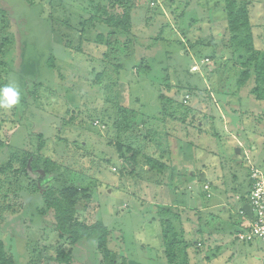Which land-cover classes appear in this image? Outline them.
Here are the masks:
<instances>
[{
  "label": "rangeland",
  "instance_id": "rangeland-1",
  "mask_svg": "<svg viewBox=\"0 0 264 264\" xmlns=\"http://www.w3.org/2000/svg\"><path fill=\"white\" fill-rule=\"evenodd\" d=\"M131 1L135 3L133 25L122 31L93 17L103 12L100 4L112 10L116 0H0V70L9 74L7 79L0 75L4 79L0 88L15 84L21 93L20 102L11 109L0 107V165H9L11 161L12 169L21 171L10 182L8 201L4 199L7 189L0 190V238L19 264H24L29 254L34 256L37 246L46 248L44 259L63 251L72 254L74 264H123V260L124 264H170L166 253L163 254L164 246H160L158 224L152 220L156 216H152L150 206L144 209L138 206V203L145 206L143 202L151 199V193L144 195L147 190L144 178L154 180L155 174L142 172L141 181H129L120 178L119 164L114 171V163L108 160L114 152L111 145L114 147L117 142L112 132L116 118L112 98L117 97L120 104L132 108L131 112L140 118L153 116L154 123L162 129L168 126L167 118L162 121L163 102L159 95L163 90L181 102L175 108L181 112L180 119L187 114L185 121L192 119L188 106L200 108L202 116L204 112L209 116L215 114V102L220 103L218 97L227 92H235L231 98L237 97L235 103L242 99L244 112L252 110L247 115L255 117L254 95L246 94L254 87L256 77L264 86V72L246 67L245 53L232 51L234 44H238L226 33V18L220 8L225 0L217 3L218 13L214 11V2L218 0ZM245 1L254 24L255 47L264 50V0ZM217 48L225 53L221 55ZM260 64L264 68V55L260 56ZM246 68H249L248 81L242 85L237 80L239 77L246 80ZM166 83H172L171 90ZM260 96L256 124H264V116L258 115L264 112V92ZM200 118L193 116L194 122ZM255 121L252 123L257 131H263L258 134L259 140L253 141L260 155L264 128ZM200 122L207 131V121ZM178 127H173L174 131L178 132ZM221 134L220 141L217 140L220 150L224 136L231 133L222 129ZM39 136L48 137L38 161L43 167L44 160L49 159L42 176L22 165L24 150L34 156L39 154ZM169 137L168 149L175 163L181 157L174 136ZM107 138H112L111 145ZM252 146L247 144L250 161H260ZM168 149L164 151L166 157ZM87 152L92 153L93 159H89ZM12 156L14 159H10ZM210 159L212 162L214 158ZM229 159L235 161L233 157ZM247 160L248 157L245 163ZM96 164L100 167H95ZM238 164L237 161L233 166L242 171L244 166ZM259 164L264 170V163ZM81 167L93 171L80 175ZM6 176L12 173L9 171ZM118 178L126 180L128 186L122 182L126 191L114 190L121 185ZM69 184L76 187L80 199L77 217L86 223L100 217L111 229L107 239L110 254L95 239L71 245L60 235L52 212L44 207L40 189ZM148 185L151 192L152 183ZM180 221L172 224L177 233L175 226ZM190 222L184 221V234L179 235L188 240L190 264H264L262 238L241 242L230 235L227 243L203 235L201 238L205 240L200 244L198 237L202 234L193 231ZM209 227L212 229L211 224ZM194 241L198 244H193Z\"/></svg>",
  "mask_w": 264,
  "mask_h": 264
},
{
  "label": "trees",
  "instance_id": "trees-1",
  "mask_svg": "<svg viewBox=\"0 0 264 264\" xmlns=\"http://www.w3.org/2000/svg\"><path fill=\"white\" fill-rule=\"evenodd\" d=\"M218 2H221V0L214 2V5L216 6L214 7V11L216 13H218ZM133 4L135 5V3ZM133 4L131 0H116V3L114 4V8L112 10L109 9L108 6L100 4L99 9L103 8V12L100 15H93V17L95 19L105 22L107 25H110L114 30L128 31L129 28H131V26L133 25ZM220 8L222 9V12L224 10L226 18V33L229 34L230 40L233 39L234 42L238 44H234L235 49H233L232 51H237V53L239 52L241 54L245 53L244 55L247 56V60L243 63L246 67L250 66V68H253V70L262 69V71L264 72V68L260 64V56L264 55V50L255 47L254 24L251 21V12L248 3L245 0H225L224 7L221 6ZM222 38V40L225 39L224 37ZM242 47L244 48V50ZM217 50L219 51V53H221V55L225 53L220 52L219 48H217ZM249 53H252V56H249ZM1 63L3 64V62ZM246 69V80H240V77L237 80L239 83H242V85L248 81L247 75L249 74V68ZM0 75H3L5 79H7V76L9 74L8 71L5 72L3 70H0ZM3 80L4 79H0V82L2 83ZM1 86L2 85H0V87ZM4 86L5 85H3V87ZM166 87L168 88V90H171L173 85L172 83H166ZM239 89L240 87L237 88V91H239ZM163 91L159 95L160 100L164 103L163 104L161 102L162 110L164 113L162 121H164L166 118L168 119V121L165 120V123L168 124V126H164L163 129L161 127H158V125L154 123L155 118L153 116L144 115L143 118H140L136 116V112H131L132 108L129 109L127 108V106H123V104H120L121 102L119 103L117 97L112 98L114 108L116 109V118L115 122L113 123L114 130H112V132L114 131L113 138L117 142L114 144L115 146L113 147L111 145L112 138H107V143L110 144L111 148L114 150V152L109 155L110 158H108V160L114 163L112 165L114 171H117L116 164H119L120 170L118 173H121L120 178H124L129 181H141L140 176L142 172L147 173L148 171H151L155 174L156 178L154 180L153 178L150 179L149 177L144 178L147 183L144 188V190H146L147 187V190L144 195L151 193V199L146 200V202H143V205L145 206L142 207L140 203H138V206L142 209L147 206H150L152 216H156V218H152V220L153 222H156V224H158L156 229L160 233V244L161 246H164L165 250L163 254L166 253L170 264H190V261H187V258L188 260H190L187 251L188 240L179 237L180 234H184V219H181L179 226H175L179 230L178 235L177 231H173L174 228L172 224L175 219L172 220L165 218L167 214H172V216H174L177 220L182 215L180 213L181 209L177 207L174 209V207H172L171 205H163L159 207L160 209L158 211L155 201L153 200H166L167 202H170V200H178L185 193V186L188 185L187 183L189 182V180H192L195 177L194 174L190 175V172H187V170L185 171L182 168L180 169L179 166H176L173 159L170 157L171 153L168 149V144L170 143V141L168 140V138L171 134L175 136L178 145V152L181 153L183 150V144L185 142H189L193 146L197 147L200 144L199 142H201L202 140L210 141V136L217 137L221 133L219 132V128L214 125L209 128L206 127V129L208 130L205 131L203 126H200L198 124V122L200 121L201 124L204 123V120L207 121L205 123L206 125H209V123L211 124V122H215V114H211L209 116L204 112V115L202 116L200 108H193L188 106L189 111L191 109L192 119H189V121H185L187 114H184L183 118L181 117L180 119L179 115L181 112L178 111L175 107H177L178 105L181 106V102L177 99L176 96L168 94L167 92H165V90ZM263 92L264 86H261V83L258 81V77H256L254 87L250 91H248L246 95L248 96V94H252V96L254 95V98L256 100H261L262 97L260 95ZM234 93H224V95L218 97L219 102L223 104L233 103V101H229V98H231V95H233ZM225 98H228V100L225 101ZM237 101L239 102V98ZM231 109L229 110L226 108L228 114L230 113ZM198 115L201 118L198 117ZM193 116L200 119L194 122ZM149 122L151 126H148ZM99 123L100 122L98 120L95 122L97 126L99 125ZM176 125H181V128ZM131 126L133 127V130L130 132ZM101 127L105 129L106 125L102 124ZM173 127H178V132L174 131ZM138 131L141 132L139 133ZM101 138L105 140L104 137ZM47 140L48 137L39 136V154L34 156L35 154L24 150V157L22 159L23 166L38 171L41 176L43 175L41 173V170H43L45 174L46 167L49 164V159L47 158L43 162L44 168L39 166L38 162L39 156H41L40 153L44 150ZM92 140L95 141V139ZM165 149H168L167 154L169 155V157L164 156ZM91 154L92 153L87 152V156L89 157V159H93ZM201 157L202 156L200 155L196 156V161L198 163ZM12 158L14 159L13 156L10 159ZM180 160L183 161L184 158L181 156ZM91 161L93 162V160ZM250 163H245L249 172ZM96 165L97 166L95 167H100V165ZM146 166L147 169H144V167ZM95 167L94 171L96 169ZM90 170L93 171L92 169L85 170L83 167H81L78 168V173H80L81 175L82 173H88ZM9 171L12 173V176L8 177L6 175ZM19 172L21 171L12 169L11 161L9 165L6 163H2L0 165V190L2 188L7 189V193L4 192V199H6L7 201L9 199L8 193L12 191V189L10 188L12 184H10V182L13 183L15 176L17 174H20ZM15 173L16 175H14ZM88 174H90V172ZM2 175H4L5 178H3ZM184 175H186L185 178L183 177ZM120 178H118L117 181H120L121 185L115 186L114 190H120V192H124L127 190L126 187L128 186V184L126 183V180H120ZM149 180L151 181L148 182ZM6 182H8L9 185L6 184ZM122 182H125L127 186H122ZM148 183H152L151 192L149 191ZM153 183L155 184L154 188ZM132 186L131 188L139 187L138 185L133 187ZM35 190H38V188H35ZM40 190L43 192L44 196V207L52 212V217L54 218V221L58 226L57 229L62 237L68 239L71 245H76L78 242L85 239H95L97 241L98 246L100 248H104L106 254H110V250L107 247V239L111 229L108 228V226L104 223V220L100 217L95 218L92 223L83 222L77 217V210L80 206V199L76 187H74V185L69 184L63 186L62 188L42 187ZM249 194L250 189L247 193L248 197H244V200L249 201ZM197 242L198 241H195L193 242V244L196 243L197 245ZM45 250L46 248H39L37 246L33 250L34 256L31 257L28 253L29 257L27 258L24 264H74L75 262V258L72 256V254L63 251H58L57 254L53 257L45 256L44 259L43 252ZM124 262L125 260H123V264ZM0 264H19L16 258L9 253L6 243L2 238H0Z\"/></svg>",
  "mask_w": 264,
  "mask_h": 264
},
{
  "label": "crops",
  "instance_id": "crops-1",
  "mask_svg": "<svg viewBox=\"0 0 264 264\" xmlns=\"http://www.w3.org/2000/svg\"><path fill=\"white\" fill-rule=\"evenodd\" d=\"M236 99V96L234 99L229 98V101H233V103L228 104L215 102L217 105L214 107L216 118L214 120L215 122H211L210 126L214 125L219 127L220 133L222 132V129L225 132L231 133L230 136H224L225 140L221 143V150L218 148L220 141L218 138H220L222 134L217 137H211L209 135L210 141L202 140L199 142V147H195L189 142H185L183 144L182 152H179L178 154L179 157L183 156L184 160L182 161L179 159L175 162V165L179 166L180 169L187 170V172H190V175L194 174L195 177L192 180H189L187 183L188 185L185 186V193L178 200H170V202H167L166 200H153L155 201L158 211L160 209L159 207L163 205H171L174 209L176 207L180 208V213L182 215L178 219H184V221L186 220L189 222L191 221L190 223L193 231L198 230V232L202 234L200 237L197 236L200 244L205 240L201 238L203 235H206L207 237L215 236L224 239L228 243V241L230 242L231 240V237L229 238V236L232 235L233 239H235L236 234L243 230L251 219V216H248L243 210V205L249 203V201L244 200V197H248L247 193L249 189H251L248 173L249 170L245 165L244 160L248 157V164L251 162L259 168H261L259 162L264 163V146L260 145L261 152L260 155H258V147L255 146L253 142L259 140V135L263 132L257 131V127L252 123L253 119L254 121L256 119V105L260 100L254 99L252 104L255 108V111H253L255 117L253 118L251 114L247 115L249 113L248 111L252 110L244 112V106H241L242 99L238 104L235 103ZM226 108L229 110L232 108L229 114L227 113ZM258 115L264 116V112H258ZM256 125L260 127L263 126L261 128H264L262 122L261 124L257 123ZM206 127H208V124ZM250 143L253 144L252 152L257 153L258 160L260 161H250V150L247 147V144ZM176 147L178 151L177 141ZM234 148L235 151H232ZM238 148L240 149V152L237 151ZM170 155H172V152ZM197 155L202 156L201 159H199V163L196 161ZM242 156L244 157V160ZM230 157L235 158V161H231L229 159ZM210 158H214V162H210ZM237 161L239 163L238 165L244 166L242 171L238 166H233ZM205 184H209L208 189L205 188ZM200 196H203V199H200ZM200 200L204 201L201 202ZM165 218L176 220L172 214H167ZM210 224L212 229L209 227ZM211 232L218 233L219 235L211 234ZM164 250L165 249H163V252Z\"/></svg>",
  "mask_w": 264,
  "mask_h": 264
},
{
  "label": "built area",
  "instance_id": "built-area-1",
  "mask_svg": "<svg viewBox=\"0 0 264 264\" xmlns=\"http://www.w3.org/2000/svg\"><path fill=\"white\" fill-rule=\"evenodd\" d=\"M249 177L251 219L248 225L236 234V238L241 242H252L258 238L264 240V171L250 163ZM205 188L208 189L209 184H205Z\"/></svg>",
  "mask_w": 264,
  "mask_h": 264
},
{
  "label": "clouds",
  "instance_id": "clouds-1",
  "mask_svg": "<svg viewBox=\"0 0 264 264\" xmlns=\"http://www.w3.org/2000/svg\"><path fill=\"white\" fill-rule=\"evenodd\" d=\"M20 89L15 84L0 88V107L11 109L20 102Z\"/></svg>",
  "mask_w": 264,
  "mask_h": 264
},
{
  "label": "water",
  "instance_id": "water-1",
  "mask_svg": "<svg viewBox=\"0 0 264 264\" xmlns=\"http://www.w3.org/2000/svg\"><path fill=\"white\" fill-rule=\"evenodd\" d=\"M237 151L240 152V149L238 148ZM41 173L44 174V171L41 170ZM243 210L245 211L246 214H248V216H251V209H250V204L249 203H245L243 205Z\"/></svg>",
  "mask_w": 264,
  "mask_h": 264
}]
</instances>
